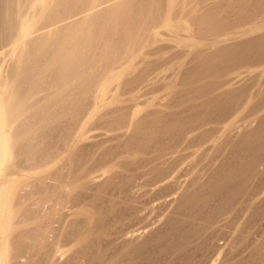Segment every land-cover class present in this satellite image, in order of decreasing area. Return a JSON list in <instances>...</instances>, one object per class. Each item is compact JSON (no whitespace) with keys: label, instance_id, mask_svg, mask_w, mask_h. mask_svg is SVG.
Listing matches in <instances>:
<instances>
[{"label":"rangeland","instance_id":"1","mask_svg":"<svg viewBox=\"0 0 264 264\" xmlns=\"http://www.w3.org/2000/svg\"><path fill=\"white\" fill-rule=\"evenodd\" d=\"M0 264H264V0H0Z\"/></svg>","mask_w":264,"mask_h":264},{"label":"bare ground","instance_id":"2","mask_svg":"<svg viewBox=\"0 0 264 264\" xmlns=\"http://www.w3.org/2000/svg\"><path fill=\"white\" fill-rule=\"evenodd\" d=\"M5 137V136H4ZM6 140V139H5ZM5 140H3V141H5Z\"/></svg>","mask_w":264,"mask_h":264}]
</instances>
